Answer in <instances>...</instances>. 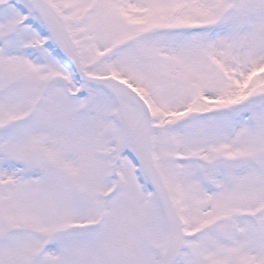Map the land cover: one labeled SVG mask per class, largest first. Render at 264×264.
<instances>
[{
    "label": "snow or ice",
    "instance_id": "snow-or-ice-1",
    "mask_svg": "<svg viewBox=\"0 0 264 264\" xmlns=\"http://www.w3.org/2000/svg\"><path fill=\"white\" fill-rule=\"evenodd\" d=\"M0 264H264V0H0Z\"/></svg>",
    "mask_w": 264,
    "mask_h": 264
}]
</instances>
